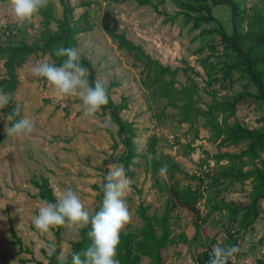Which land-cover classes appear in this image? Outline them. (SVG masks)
<instances>
[{"label": "rangeland", "instance_id": "1", "mask_svg": "<svg viewBox=\"0 0 264 264\" xmlns=\"http://www.w3.org/2000/svg\"><path fill=\"white\" fill-rule=\"evenodd\" d=\"M236 1L235 28L241 35L256 11L264 15V0ZM50 2L54 19L61 17L59 0ZM69 4L74 9L73 25L84 29L75 35L73 48L90 62L95 81L107 83L110 99L124 105L119 115L133 123L136 133L137 156L128 165L129 172L125 171L132 181L125 197L132 221L120 234L118 256L130 250V257L139 255L132 264H199L205 249L236 245L240 251L232 264H264V198L252 204L255 181L251 176L227 175L246 173L264 163V149L240 160L226 156L248 146L247 140L234 143L228 138L234 124L264 129V104L247 94L257 93L255 85L241 67L228 69L236 58L221 41L220 31L233 34L230 8L207 1L214 19L192 28L177 0H150L149 4L69 0ZM106 11L116 17L117 31L135 48L119 46L103 30L101 17ZM213 28L217 30L206 32ZM56 30L57 23L45 21L41 14L30 24L19 23L9 0H0V43L40 45L48 32ZM242 45L247 49L249 43ZM60 47L61 43L37 50L15 70L16 118L35 120L31 139L9 135L11 119L0 115L4 135L0 141V264H35L37 260L47 264L49 253L58 248L55 259L61 251L69 255L79 238L80 231L65 227L58 234L55 229L41 234L35 228L32 219L43 201L34 181L45 180L52 192L70 185L93 212L102 203L101 185L109 167L123 166L116 159L124 147L108 111L87 118L78 98H59L46 79L31 75L36 60L47 57L62 64L63 59L55 55ZM5 59L0 54V89L6 79ZM160 65L175 72H163ZM257 69L263 71L264 79V63H258ZM243 92L246 95L226 118L227 111L219 110L218 103ZM164 165L167 171L160 175ZM207 167L209 174L202 177ZM194 191L201 194L195 201ZM141 205L153 217L168 209V236L159 250L160 263L143 254L139 244ZM10 227L20 237V247L12 242ZM154 232L159 236L161 229L154 225Z\"/></svg>", "mask_w": 264, "mask_h": 264}, {"label": "trees", "instance_id": "2", "mask_svg": "<svg viewBox=\"0 0 264 264\" xmlns=\"http://www.w3.org/2000/svg\"><path fill=\"white\" fill-rule=\"evenodd\" d=\"M119 1V0H114ZM139 4H149L150 0H137ZM161 2L164 0H160ZM179 7L187 16V21L192 22L191 27L197 28L201 23H207L214 19L210 7L205 4L207 1H210L212 4L220 5L225 4L231 10V18L233 21L234 31L232 35L227 34L224 30L220 31L221 41L225 43L235 54L236 60L228 65V69H235L241 67L249 79L253 82L257 89V93H247L259 100L264 104V79L263 71L257 69L258 63H264V15L260 11H256L247 22L248 29L245 33L239 34L236 32V19L239 15V5L236 0H177ZM59 3L62 7L61 17L54 19L52 12L53 6L49 0L48 6L45 10L41 11L45 21L54 20L57 23V30L55 32H48L47 35L43 38L40 45L37 44H28L25 42L20 43L19 45H4L0 43V54H5L6 59L3 62L5 68L6 79L1 82V89L6 92H11L12 94L16 90L18 84V78L15 73L16 68L20 67L26 56L35 53L37 50L42 48L51 47L53 45L61 43L62 47H74L76 45L75 35L79 32L84 31V29L77 28L73 25L74 15H73V6L69 4V0H59ZM156 8V5H154ZM160 12V11H159ZM189 12H197L198 15L192 16ZM164 14V12H161ZM101 26L103 30L118 40L119 46L123 47H136L129 40H127L123 33H119L118 30V21L116 17L109 11H106L101 17ZM217 29H208L206 32L216 31ZM247 41L249 46L247 49L243 48L242 42ZM64 59L63 57H61ZM81 63L83 66L89 69L88 80L90 84L95 82L94 73L91 69L90 62L83 56H81ZM56 65H61V61H58ZM160 70L163 72H171L169 67L159 66ZM109 88V87H108ZM246 95L245 92L239 93L231 101H224L218 103L221 111H227L226 118L230 117L233 114L236 103ZM15 101L12 99L10 104L0 110L3 113V117L11 116L10 126L12 127L15 122H17L16 113H15ZM217 107L216 105L214 106ZM124 108V105H116L109 97V103L103 107L102 111H108L110 119L117 126V134L120 138V141L124 147L122 154L116 159L120 162L125 171L128 173V165L132 162V159L137 156L135 151V145L133 138L135 137V128L133 123L123 119L119 115V111ZM2 122L0 121V141L3 139L4 135L1 133ZM228 138L237 143L240 140H247L248 146L246 149H243L239 154L229 153L228 156L231 160L237 159L240 160L244 155H255L257 150L264 149V129L251 130L246 127L241 126L240 124H234L230 131ZM205 174V172H204ZM227 175H233L237 179H242L246 177H252L255 181L252 194V204L260 198H264V163L261 167H256L255 169L248 171L246 173H241L239 171L229 172ZM199 179V177H198ZM200 183H203L202 179H199ZM215 182H218V178L214 179ZM35 185L38 188L37 196L42 201L55 202L52 189L45 180L40 182L34 181ZM193 200L199 199L200 191H194ZM102 196V195H101ZM103 197H101L102 201ZM187 202V197L184 198ZM101 203L95 208V211H99ZM248 209V208H247ZM146 207L142 205L139 207V216L141 217L143 224L140 229L141 239L139 244L143 254L150 256L155 263H160L159 250L165 246L167 236H168V226H167V213L168 209L160 216L153 217L145 213ZM246 216V213L244 214ZM154 225L158 226L161 229V234L159 236L155 235ZM59 228H55V233L58 234ZM91 230V226L88 228L81 229L79 238L72 243V252H79L83 258V252L92 245V240L88 236V232ZM10 234L14 237L15 244L21 246V239L18 237L14 231L13 227L9 228ZM205 249L202 253V257H198V263L203 264L207 259V250ZM20 250V249H19ZM59 249H55L51 252L47 264H59L58 260L55 259L56 253ZM120 264H132L138 259L139 255L135 257H130V250L125 251L123 254H119ZM127 263H124L126 262ZM35 264H44L43 262L37 260ZM67 264H71V257L69 254V259ZM229 264H232L229 261Z\"/></svg>", "mask_w": 264, "mask_h": 264}, {"label": "clouds", "instance_id": "3", "mask_svg": "<svg viewBox=\"0 0 264 264\" xmlns=\"http://www.w3.org/2000/svg\"><path fill=\"white\" fill-rule=\"evenodd\" d=\"M48 3L49 0H9L12 13L21 24L32 23ZM55 55L64 58L61 65L57 66L45 57L31 65V75L46 79L59 98H78L83 115L95 119L109 103L107 83L100 80L89 83L88 69L81 63V55L76 48L60 47ZM12 99L11 92L0 89V110L6 108ZM0 115L3 113L0 112ZM4 118L10 120L12 117ZM6 131L9 135L31 139L36 132V122L24 116ZM166 171L167 165H164L159 169V174L164 175ZM131 183L123 166H110L101 185L103 199L99 211L90 212L79 192L66 185L60 190H53L55 202L45 200L41 203L32 223L41 234H48L59 227L79 232L90 225L91 230L87 234L92 245L83 252V258L79 252L70 253L71 264H120L117 258L120 234L132 221V214L125 202V197L131 191ZM239 251L236 245H216L208 264H229V260ZM68 259L69 255L64 251L57 256L59 264H67Z\"/></svg>", "mask_w": 264, "mask_h": 264}, {"label": "built area", "instance_id": "4", "mask_svg": "<svg viewBox=\"0 0 264 264\" xmlns=\"http://www.w3.org/2000/svg\"><path fill=\"white\" fill-rule=\"evenodd\" d=\"M208 170H209V167L205 168L204 171H202V177L207 176V174H209V173H208ZM204 172H205V174H204ZM202 180H203V178H202ZM212 249H213V248H212ZM212 249L209 248V249L207 250V259H206V261H205L203 264H208V261H209V259H210V255H211V253H212ZM231 259H233V258H231ZM231 259H230L229 261H231Z\"/></svg>", "mask_w": 264, "mask_h": 264}]
</instances>
